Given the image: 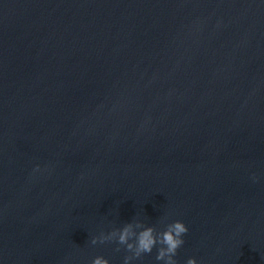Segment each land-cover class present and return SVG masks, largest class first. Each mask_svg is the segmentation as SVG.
<instances>
[{
	"label": "water",
	"instance_id": "1",
	"mask_svg": "<svg viewBox=\"0 0 264 264\" xmlns=\"http://www.w3.org/2000/svg\"><path fill=\"white\" fill-rule=\"evenodd\" d=\"M177 220L176 264H264V0H0V264Z\"/></svg>",
	"mask_w": 264,
	"mask_h": 264
},
{
	"label": "clouds",
	"instance_id": "2",
	"mask_svg": "<svg viewBox=\"0 0 264 264\" xmlns=\"http://www.w3.org/2000/svg\"><path fill=\"white\" fill-rule=\"evenodd\" d=\"M187 232L186 225L178 220L167 224L166 229L159 233L154 227H146L144 224L137 222L135 225L125 224L122 229L112 231L108 236L101 235L98 238H93L91 243L116 240L120 245L126 246V250L132 255L125 257L124 264H129V261L139 258L143 254L151 253L153 248L159 244L156 260L164 261V264H176L174 257L178 248L183 245L184 240L182 237ZM92 264H109V261L96 257ZM187 264H197V261L190 258L187 260Z\"/></svg>",
	"mask_w": 264,
	"mask_h": 264
}]
</instances>
